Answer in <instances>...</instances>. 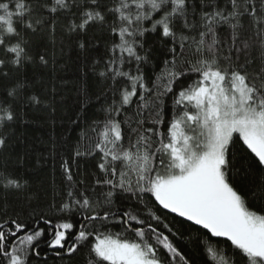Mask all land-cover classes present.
<instances>
[{
	"label": "snow or ice",
	"instance_id": "snow-or-ice-1",
	"mask_svg": "<svg viewBox=\"0 0 264 264\" xmlns=\"http://www.w3.org/2000/svg\"><path fill=\"white\" fill-rule=\"evenodd\" d=\"M58 20L83 51L107 34L111 100L91 147L57 153L50 199L0 175L22 202L0 207V264H264V0H0V127L40 103L12 79L36 62L22 33Z\"/></svg>",
	"mask_w": 264,
	"mask_h": 264
},
{
	"label": "trees",
	"instance_id": "trees-1",
	"mask_svg": "<svg viewBox=\"0 0 264 264\" xmlns=\"http://www.w3.org/2000/svg\"><path fill=\"white\" fill-rule=\"evenodd\" d=\"M251 34L246 22L243 35ZM22 35L30 42L29 53L36 62L12 73V79L24 84L25 97L35 95L40 103L17 104L16 119L0 127V136L7 141V147L0 149V175L26 180L30 192L50 199L61 181L57 153L63 154L62 149L76 146L91 147L97 140L93 126L106 119L111 81L99 75L103 65L94 68L93 62L105 55L109 41L101 28L90 29L87 37H81L89 42L87 51H83L75 36L69 38L63 20L57 21L54 33L45 29L35 35L31 32ZM152 43L153 38L149 37L148 44ZM40 54H45L49 61L46 66L39 62ZM161 67L157 48L153 64L146 69L148 77L153 78ZM11 86V80H0V100L7 99L5 91ZM128 116H132L131 111ZM125 136L127 142V127ZM19 195L5 192L0 186V207L19 210L22 207ZM48 255L49 264H87L89 258L86 249L62 261L54 260L51 253ZM197 260L200 264L199 254Z\"/></svg>",
	"mask_w": 264,
	"mask_h": 264
}]
</instances>
